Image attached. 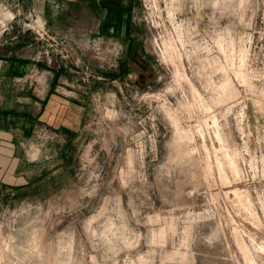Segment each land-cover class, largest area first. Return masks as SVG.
<instances>
[{
  "label": "rangeland",
  "instance_id": "1",
  "mask_svg": "<svg viewBox=\"0 0 264 264\" xmlns=\"http://www.w3.org/2000/svg\"><path fill=\"white\" fill-rule=\"evenodd\" d=\"M21 5L0 0V58L57 63L74 102L18 136L26 160L0 144V264H264V0H138L137 49ZM51 68L16 80L41 94Z\"/></svg>",
  "mask_w": 264,
  "mask_h": 264
},
{
  "label": "crops",
  "instance_id": "2",
  "mask_svg": "<svg viewBox=\"0 0 264 264\" xmlns=\"http://www.w3.org/2000/svg\"><path fill=\"white\" fill-rule=\"evenodd\" d=\"M137 1L22 0L21 6L39 16L51 33L73 43L74 40L89 41L96 39L97 36H101L100 39L118 40L119 36L127 37L129 49H137L138 37L141 36L138 26L133 21ZM21 51H26V48H22ZM17 53L18 51L0 58V144L4 140L15 139V142H12L13 153L17 157L15 160H24L26 157L21 156L16 144L18 136L29 135L30 126L34 124H43L58 131L63 125L64 104L69 100L57 97L54 88L59 87L58 84L72 88L75 81L73 75L64 74L66 71L58 68L56 63V68L52 67L54 69L52 75L40 85L43 87V93H32L33 83L16 80L17 77L30 73L34 68L50 69L51 66L37 62L33 57L21 58L16 55ZM45 54L47 60L48 52ZM66 118L71 122L66 126L72 131L75 126L78 127L79 113L74 114L73 108L70 116L67 115ZM40 151L42 152V149Z\"/></svg>",
  "mask_w": 264,
  "mask_h": 264
},
{
  "label": "bare ground",
  "instance_id": "3",
  "mask_svg": "<svg viewBox=\"0 0 264 264\" xmlns=\"http://www.w3.org/2000/svg\"><path fill=\"white\" fill-rule=\"evenodd\" d=\"M239 246H240V244H239ZM242 248L243 249H245L246 247L243 245V243H242ZM262 249V248H261ZM246 252H247V250H246ZM249 253V252H248ZM244 255H247V253L246 254H244ZM246 257H249V256H246ZM249 264H255V262L253 261V260H251V259H249Z\"/></svg>",
  "mask_w": 264,
  "mask_h": 264
}]
</instances>
